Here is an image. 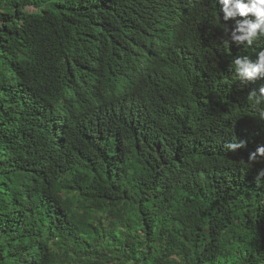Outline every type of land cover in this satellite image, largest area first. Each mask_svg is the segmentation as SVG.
Listing matches in <instances>:
<instances>
[{
    "label": "trees",
    "instance_id": "16d2710c",
    "mask_svg": "<svg viewBox=\"0 0 264 264\" xmlns=\"http://www.w3.org/2000/svg\"><path fill=\"white\" fill-rule=\"evenodd\" d=\"M222 17L0 0V264H264V76L231 64L264 46L226 47Z\"/></svg>",
    "mask_w": 264,
    "mask_h": 264
},
{
    "label": "clouds",
    "instance_id": "9594fccd",
    "mask_svg": "<svg viewBox=\"0 0 264 264\" xmlns=\"http://www.w3.org/2000/svg\"><path fill=\"white\" fill-rule=\"evenodd\" d=\"M222 4L223 21L235 19L237 16L243 18L238 20L236 26L232 29L224 24L223 31L225 39L223 44L230 46V41L237 46L247 44L249 47L258 37L260 46H264V0H220ZM255 18V19H254ZM231 64L235 69L236 77L241 81H255L258 77L264 76V50L258 52V58L255 62L248 56L238 57ZM248 101L256 106L264 105V86H261L259 93L252 90L247 95ZM259 118L264 120V108L259 111ZM245 146L244 141L239 143L235 141L228 142L225 148L236 151L239 147ZM257 154L264 156V146H258L256 152L251 154L247 160V165H251L257 159ZM244 163V160H241ZM261 177H264L262 170L254 179L259 185Z\"/></svg>",
    "mask_w": 264,
    "mask_h": 264
}]
</instances>
